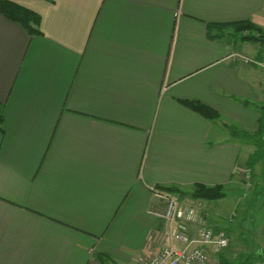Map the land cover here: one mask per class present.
Wrapping results in <instances>:
<instances>
[{"label": "crops", "instance_id": "0c3cea01", "mask_svg": "<svg viewBox=\"0 0 264 264\" xmlns=\"http://www.w3.org/2000/svg\"><path fill=\"white\" fill-rule=\"evenodd\" d=\"M24 3L41 33L0 15V264H142L167 231L157 186L264 182V146L227 129L259 127L264 68L230 54L264 62L233 32L264 30V0ZM193 202L209 224L214 201Z\"/></svg>", "mask_w": 264, "mask_h": 264}, {"label": "built area", "instance_id": "2783aa9c", "mask_svg": "<svg viewBox=\"0 0 264 264\" xmlns=\"http://www.w3.org/2000/svg\"><path fill=\"white\" fill-rule=\"evenodd\" d=\"M230 57L246 65L264 68V62L239 52L231 53ZM242 174L249 186L251 169L243 168ZM162 197L164 209H149L148 212L160 218L167 231L163 236L151 237L150 256L142 264H220L212 253L225 250L229 241L223 231L215 232L206 224L200 213L202 205L178 200L170 194L163 193Z\"/></svg>", "mask_w": 264, "mask_h": 264}, {"label": "trees", "instance_id": "16d2710c", "mask_svg": "<svg viewBox=\"0 0 264 264\" xmlns=\"http://www.w3.org/2000/svg\"><path fill=\"white\" fill-rule=\"evenodd\" d=\"M0 13L3 14L10 21L15 22L18 25H20L29 35H36V34L41 33L40 28H39L40 21H41L40 15L28 7L27 8H24L22 6L19 7V5L13 3L11 0H0ZM234 25H235L234 28H236L235 31L241 34L239 35L240 40L250 41L253 43H257V42H260L261 44L264 43V30H262L259 26H257L253 22L243 21V22L235 23ZM244 32L246 33L243 34ZM179 101L182 105L200 114L202 117L206 118L207 120H215L219 117V113L217 112V110H215L214 108L208 106L207 104L199 100L184 99V100H179ZM257 110L259 112V120H258L259 127L257 128L255 132L250 133L246 130L239 129L236 127H231V126H228L227 129L232 136L234 137L241 136L242 138H245L253 142L257 146V151H260V149H263V146H264V143H263L264 142L263 140L264 106L257 108ZM3 130H4L3 129V106H2V103H0V133H3ZM251 177L252 176L250 175V180L252 179ZM250 185H251V182H250ZM157 190L165 194H170L171 196L176 197L178 200H186L191 203L193 201L201 202V201L221 200V199H224L226 196L223 186L221 185L210 186V185H205V184H200V183L193 184L191 190L183 189L177 186H157ZM205 222L206 224H208L206 220ZM208 226L213 227L209 224ZM213 228L215 232L223 231L226 235V232L223 228L221 229H218L215 227ZM223 252L224 250L218 253H212V255L217 258L220 264H232L231 262L227 261V259L223 255ZM104 259L105 258H103V260ZM262 262L264 263V254L257 253L253 257V259L247 258L244 261H242L240 264H260Z\"/></svg>", "mask_w": 264, "mask_h": 264}, {"label": "rangeland", "instance_id": "374dc122", "mask_svg": "<svg viewBox=\"0 0 264 264\" xmlns=\"http://www.w3.org/2000/svg\"><path fill=\"white\" fill-rule=\"evenodd\" d=\"M11 1L19 7L27 8L24 3L26 0ZM0 15L10 21L3 14L0 13ZM233 32L235 36L240 35L236 31ZM256 44L262 45L260 42ZM252 181L251 188L243 185L239 189L224 187L226 193L224 199L209 201L212 202L211 205L216 204L214 209L208 210L209 224L220 226L228 233L229 248L235 255L233 259L235 264H240L247 258L253 259L257 253H264V182H261L260 177ZM124 183H130V180L123 182L121 186ZM106 213L110 214L111 210L108 209ZM148 254L149 252L146 256Z\"/></svg>", "mask_w": 264, "mask_h": 264}]
</instances>
